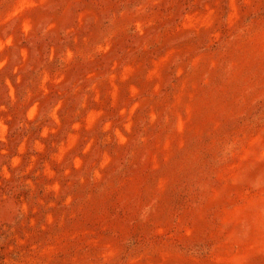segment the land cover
I'll return each mask as SVG.
<instances>
[{
    "label": "rangeland",
    "instance_id": "rangeland-1",
    "mask_svg": "<svg viewBox=\"0 0 264 264\" xmlns=\"http://www.w3.org/2000/svg\"><path fill=\"white\" fill-rule=\"evenodd\" d=\"M0 264H264V0H0Z\"/></svg>",
    "mask_w": 264,
    "mask_h": 264
}]
</instances>
